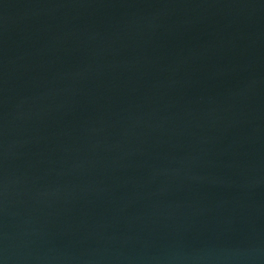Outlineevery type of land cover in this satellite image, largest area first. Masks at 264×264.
Segmentation results:
<instances>
[{"label": "water", "instance_id": "water-1", "mask_svg": "<svg viewBox=\"0 0 264 264\" xmlns=\"http://www.w3.org/2000/svg\"><path fill=\"white\" fill-rule=\"evenodd\" d=\"M0 264H264V0H0Z\"/></svg>", "mask_w": 264, "mask_h": 264}]
</instances>
